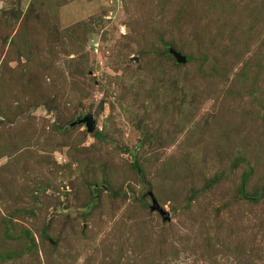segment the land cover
<instances>
[{
  "label": "rangeland",
  "instance_id": "obj_1",
  "mask_svg": "<svg viewBox=\"0 0 264 264\" xmlns=\"http://www.w3.org/2000/svg\"><path fill=\"white\" fill-rule=\"evenodd\" d=\"M197 1L0 0V264H264V0Z\"/></svg>",
  "mask_w": 264,
  "mask_h": 264
},
{
  "label": "trees",
  "instance_id": "obj_2",
  "mask_svg": "<svg viewBox=\"0 0 264 264\" xmlns=\"http://www.w3.org/2000/svg\"><path fill=\"white\" fill-rule=\"evenodd\" d=\"M201 2V0H200ZM182 4L180 5V8L179 10L177 11V14H176V24H177V27L178 29L183 32V33H187V29H186V22H191L193 21L194 23H199L200 25L202 24V21L203 19H205L206 17V14H204V10H202L201 8V5L200 3L197 1V0H189V4L188 5H185L183 4L184 1L182 0L181 2ZM220 6V5H219ZM212 8H218V10L220 9V7H218V2L216 0H213V3H212ZM223 11L225 13H228V14H233V9H231L229 6L225 5V7L223 8ZM234 17V16H233ZM235 18V17H234ZM166 29L164 30H160L159 31V36H160V44L162 45L161 48H154V51H155V54L157 55V57L161 58V59H167V58H171L173 61H174V64L175 65H184L186 63H189L193 60V56L187 54L184 49H183V43H185V40H179L177 41V39H165L164 36H165V32ZM172 47L174 48L175 50L181 52L182 54L186 55L187 57V61L185 63H181V62H178L176 57L174 55H172L171 53H169V48ZM81 59H83V57L79 58L78 59V63L81 64ZM78 72L80 71L81 69V65H78ZM71 121H74V118L71 120ZM96 137L98 138H101L103 139V135L100 133V132H96L95 133ZM133 152V156H134V160L133 162L131 163V167L132 169L137 173L139 174L142 178H144V170L139 162V159H138V153L135 152V151H132ZM242 162H245V159L242 158ZM240 162V160L238 161V163ZM237 165V162H235V166ZM253 172V168L251 167V165L249 163H247V168L246 170L244 171L243 175H242V181L239 185V193L242 197L244 198H247L249 200H254V201H257L258 200V195L259 197L262 196V193L259 194V192H256V193H250L247 191V184H248V178L250 177L251 173ZM215 180H212V184L215 183L214 182ZM99 190V188H98ZM195 191V190H194ZM196 193V191H195ZM154 194V193H153ZM98 193H97V188L94 189L93 191V200H90L88 202V205L91 206V203L93 204V202L95 203L97 200H98V197H97ZM155 196V195H154ZM196 196V195H194ZM256 196V197H255ZM156 197V196H155ZM157 199V197H156ZM12 224V223H11ZM5 229H6V232H8L9 228H8V225L5 226ZM19 239H27L26 240V247L27 249L29 250H32V247L33 246H36V238L34 236V234L31 233V231L29 230V228H23L22 232L19 234L18 236ZM25 252V250H24ZM18 252L16 251L15 254H17ZM21 253V251H20Z\"/></svg>",
  "mask_w": 264,
  "mask_h": 264
},
{
  "label": "water",
  "instance_id": "obj_3",
  "mask_svg": "<svg viewBox=\"0 0 264 264\" xmlns=\"http://www.w3.org/2000/svg\"><path fill=\"white\" fill-rule=\"evenodd\" d=\"M169 53L174 55L178 62L185 63L187 61L186 55L182 54L181 52L175 50L172 47L169 48ZM79 123L84 124L86 129L89 132H94L96 130V127H97L96 118L90 112L86 113L82 117H79L76 121H73L71 123V126H74V125L79 124ZM150 195H151L152 201H153V205L151 208L152 209H158L162 215H166V216H164V219H170L171 217H170L169 213L160 206V203L158 202V200L156 199L154 194L152 192H150Z\"/></svg>",
  "mask_w": 264,
  "mask_h": 264
}]
</instances>
